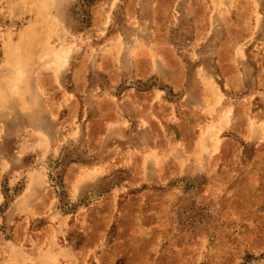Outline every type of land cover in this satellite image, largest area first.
Listing matches in <instances>:
<instances>
[{
	"label": "rangeland",
	"instance_id": "374dc122",
	"mask_svg": "<svg viewBox=\"0 0 264 264\" xmlns=\"http://www.w3.org/2000/svg\"><path fill=\"white\" fill-rule=\"evenodd\" d=\"M0 264H264V0H0Z\"/></svg>",
	"mask_w": 264,
	"mask_h": 264
}]
</instances>
